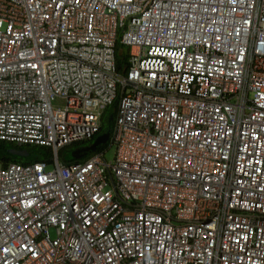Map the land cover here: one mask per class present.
<instances>
[{
    "label": "built area",
    "instance_id": "2783aa9c",
    "mask_svg": "<svg viewBox=\"0 0 264 264\" xmlns=\"http://www.w3.org/2000/svg\"><path fill=\"white\" fill-rule=\"evenodd\" d=\"M0 141V264H264V0H0Z\"/></svg>",
    "mask_w": 264,
    "mask_h": 264
},
{
    "label": "trees",
    "instance_id": "16d2710c",
    "mask_svg": "<svg viewBox=\"0 0 264 264\" xmlns=\"http://www.w3.org/2000/svg\"><path fill=\"white\" fill-rule=\"evenodd\" d=\"M118 61V67L121 69V64L123 63L121 60L117 59ZM116 105V102L112 107H110L103 115L101 120V131L105 132L106 129H110L113 123L112 121L108 120V117L110 115L113 116L114 119V107ZM68 147V146H67ZM13 149L12 144L0 141V167H5L6 165L10 163H31L35 161H43V160H49L51 156V152L47 147L43 146H28V147H22L26 150L28 153L27 156H17L13 155L10 152V149ZM61 160L64 162H69L70 159H65L62 155ZM86 158V157H84Z\"/></svg>",
    "mask_w": 264,
    "mask_h": 264
},
{
    "label": "water",
    "instance_id": "95a60500",
    "mask_svg": "<svg viewBox=\"0 0 264 264\" xmlns=\"http://www.w3.org/2000/svg\"><path fill=\"white\" fill-rule=\"evenodd\" d=\"M112 119H113V116L110 115V116L108 117V120H109V121H112ZM108 136H109V128L106 129V131L103 132L101 135H99V136H98V137L92 142V144H91L88 148H86V149H88L90 152H93V151L96 149L97 144H101V143L105 142L106 139L108 138ZM10 152H11V154H13V155H17V156H27V155H28V153L26 152L25 149H15V148H14V149H11ZM74 154H75V153H74ZM74 154L71 153V158H70V160L78 159V156H76V155H74Z\"/></svg>",
    "mask_w": 264,
    "mask_h": 264
},
{
    "label": "flooded vegetation",
    "instance_id": "af4514ba",
    "mask_svg": "<svg viewBox=\"0 0 264 264\" xmlns=\"http://www.w3.org/2000/svg\"><path fill=\"white\" fill-rule=\"evenodd\" d=\"M96 138H94V139H96ZM94 139L89 140V141L79 142V143H75V144L70 145V147L72 148L71 153L72 154L75 153L74 155L78 156V159H82V158L86 157L90 153V151L88 149H86V148H88L92 144V142L94 141ZM73 145H75V146H73ZM73 148H76V149H73Z\"/></svg>",
    "mask_w": 264,
    "mask_h": 264
},
{
    "label": "rangeland",
    "instance_id": "374dc122",
    "mask_svg": "<svg viewBox=\"0 0 264 264\" xmlns=\"http://www.w3.org/2000/svg\"><path fill=\"white\" fill-rule=\"evenodd\" d=\"M73 146H75V145H73ZM12 147H13V149H14V148H15V149H24V148H16V147H14V146H12ZM11 149H12V148H11ZM11 149H10V150H11ZM73 149H76V148H73ZM71 150H72V148H71L70 146L63 148V149L60 150V152H59L60 157L63 155L65 159H70V158H71ZM113 154H114V147H110V148L107 150V152L105 153V158H106L108 161H110V160L113 159ZM51 234H52V232H51Z\"/></svg>",
    "mask_w": 264,
    "mask_h": 264
},
{
    "label": "bare ground",
    "instance_id": "6f19581e",
    "mask_svg": "<svg viewBox=\"0 0 264 264\" xmlns=\"http://www.w3.org/2000/svg\"><path fill=\"white\" fill-rule=\"evenodd\" d=\"M97 137V136H96ZM95 138V137H94ZM107 152V151H106Z\"/></svg>",
    "mask_w": 264,
    "mask_h": 264
}]
</instances>
